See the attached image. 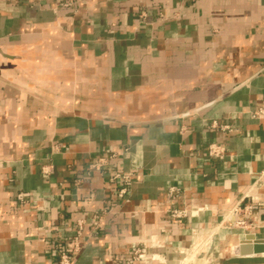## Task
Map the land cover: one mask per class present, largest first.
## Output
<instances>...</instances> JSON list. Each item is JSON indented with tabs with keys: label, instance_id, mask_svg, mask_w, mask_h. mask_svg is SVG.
Listing matches in <instances>:
<instances>
[{
	"label": "crops",
	"instance_id": "0c3cea01",
	"mask_svg": "<svg viewBox=\"0 0 264 264\" xmlns=\"http://www.w3.org/2000/svg\"><path fill=\"white\" fill-rule=\"evenodd\" d=\"M259 108L264 0H0V264H264Z\"/></svg>",
	"mask_w": 264,
	"mask_h": 264
},
{
	"label": "built area",
	"instance_id": "2783aa9c",
	"mask_svg": "<svg viewBox=\"0 0 264 264\" xmlns=\"http://www.w3.org/2000/svg\"><path fill=\"white\" fill-rule=\"evenodd\" d=\"M254 117L264 118V108H259L257 111L253 113ZM209 153L211 155L218 156L221 154V148L215 145L209 146ZM101 163L99 161H95L88 165L87 173L92 172L93 170L100 167ZM46 172L45 170H43ZM132 178V173L130 172H116L112 174H108L106 179L107 182L114 184L117 186V196L123 199L127 198V192L129 189L130 180ZM79 181L75 182V185L78 184ZM26 194L19 195L20 197L25 196ZM105 212L102 210L101 212L96 213L95 215V223H99L101 221L100 213ZM171 217H180L184 215V211L180 210H171L169 212ZM230 215L234 217V225L236 227L242 229H248L252 226H255L258 222V213L253 208L251 203H246L243 200L239 201L230 211ZM85 225V221L80 219L77 220L74 224V234L71 237V245L69 248L61 249L56 252L55 259L56 264H73V258L75 254L80 250L81 247V236L83 234V228ZM146 253L143 247L134 246L131 259L127 261H115L110 264H132L134 261H142L146 263Z\"/></svg>",
	"mask_w": 264,
	"mask_h": 264
}]
</instances>
